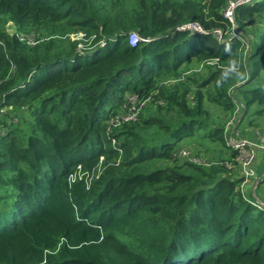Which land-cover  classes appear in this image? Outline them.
<instances>
[{
  "label": "trees",
  "instance_id": "trees-1",
  "mask_svg": "<svg viewBox=\"0 0 264 264\" xmlns=\"http://www.w3.org/2000/svg\"><path fill=\"white\" fill-rule=\"evenodd\" d=\"M230 1L0 0V264H264L227 139L264 134V0Z\"/></svg>",
  "mask_w": 264,
  "mask_h": 264
},
{
  "label": "rangeland",
  "instance_id": "rangeland-1",
  "mask_svg": "<svg viewBox=\"0 0 264 264\" xmlns=\"http://www.w3.org/2000/svg\"><path fill=\"white\" fill-rule=\"evenodd\" d=\"M7 26L9 29V33L13 35L16 32V28L12 26L11 23H8ZM237 31L238 30L236 29V34L242 35V34H239ZM27 38L31 40H35V38L31 35L28 36ZM189 74L191 75L195 74V71L193 70L189 71ZM126 100L128 101L129 104L126 103L125 105H123V107H127V106L130 107V110L128 109L129 110L128 112L130 113L129 115L127 113L125 114L126 117H124V119L121 120L118 126H116V128L118 129L121 128L125 123H133V122L138 121L139 115H141V113L143 114L147 107L152 106L150 101L147 102V101H144L143 99L141 100L137 98L136 96L133 97L129 95V97H127ZM160 105H163V104H160ZM215 109H217L216 106H212V110L215 111ZM244 110L245 108H241L240 112L237 113L236 120L233 119V123L229 125L230 130L228 131V136H227L230 146L234 147L236 150L239 151L240 155L237 158L238 162L242 158H245L246 156H248V153H249V152L245 153V151H240V150H243V147H241V144H240L242 141H248L260 147H264L263 141L260 138H258V133L254 128H250L248 126V123L246 124L247 127L243 124H242L243 126L241 127L240 125H238L239 120L244 114ZM262 117H264V115L261 116V118ZM257 129H259L260 132L264 131V119H261L258 121ZM244 149L248 150L249 147H245ZM263 149L264 148L255 149L252 162L248 166H246L245 169L241 168L240 166L239 167L234 166L236 162L233 164H230V167L232 168L234 167L233 169L235 170V172L237 171L238 174H236V176L244 180L241 186V189L244 191L246 195L254 197L259 202V206L261 207H264V182H263L264 181V150ZM192 151L190 152V150L188 149L186 150L188 158H193L192 155L195 154V151L193 149ZM182 154H184V152ZM195 160L198 161V158H196Z\"/></svg>",
  "mask_w": 264,
  "mask_h": 264
},
{
  "label": "built area",
  "instance_id": "built-area-1",
  "mask_svg": "<svg viewBox=\"0 0 264 264\" xmlns=\"http://www.w3.org/2000/svg\"><path fill=\"white\" fill-rule=\"evenodd\" d=\"M255 1L256 0H231L228 3L226 9H224V11H223L224 12V16L233 22L234 21V17H235V11L237 10V8H239L241 6H245V5H251ZM179 30H183V31L186 30V31H191L193 33L206 34V31L197 22H191V23L184 24V25L180 26ZM215 34H216V37H217L218 40L223 37L221 31H216ZM235 34H236V32L234 33V36H237V34L236 35ZM143 41L147 42L149 40L141 38L137 33H132L130 35L129 43H130L131 46H136L137 44H139L140 42H143ZM124 117H126V115H124L121 118L118 117L117 118L118 121L114 124V126L115 125L118 126V124L121 122L122 119H124ZM258 138H260L263 141V143H264V134H260V135L258 134ZM113 144H115V141H113ZM240 144H241V147H243V150H240V151H245V153L249 152L248 156H246L245 158H242L239 161V166L241 168L245 169L246 166H248L252 162L255 149L256 148H260L261 149V148H264V147H260V146H258L256 144L250 143L248 141H242ZM245 147H249V149L245 150L244 149ZM183 152H184V156H188L186 151H183ZM193 160L196 162L195 159H193Z\"/></svg>",
  "mask_w": 264,
  "mask_h": 264
},
{
  "label": "bare ground",
  "instance_id": "bare-ground-1",
  "mask_svg": "<svg viewBox=\"0 0 264 264\" xmlns=\"http://www.w3.org/2000/svg\"><path fill=\"white\" fill-rule=\"evenodd\" d=\"M114 45H115V44H114ZM28 88H29V87H28ZM20 90H21V89H20ZM21 92H22V90H21ZM76 93H77V92H76ZM122 207H123V206H122ZM114 211H116V210L114 209ZM22 217H24V216H22ZM22 217H21V219H23ZM12 229H13V228H12Z\"/></svg>",
  "mask_w": 264,
  "mask_h": 264
}]
</instances>
